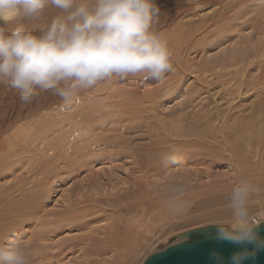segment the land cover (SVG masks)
Segmentation results:
<instances>
[{
  "label": "rangeland",
  "instance_id": "1",
  "mask_svg": "<svg viewBox=\"0 0 264 264\" xmlns=\"http://www.w3.org/2000/svg\"><path fill=\"white\" fill-rule=\"evenodd\" d=\"M156 4L158 31L173 36L169 39L173 70L163 82L113 80L82 93L70 109L47 92L22 103L16 90L0 85V137L9 140V135L22 133L16 142L28 147L22 149L23 160L12 174L0 178L7 186L0 185V190L11 192L30 180V186L43 182L45 193L51 190L39 204L47 210L49 222L8 225L6 233L0 231V243H31L38 249L37 264H143L150 255L183 241V233L229 215V194L240 179L264 188V0H156ZM54 12L46 14L50 18ZM4 26L9 32L14 27ZM182 29L192 33L187 45L175 37ZM76 131H83L80 140ZM89 141L92 151L81 149ZM65 147L70 153L65 154ZM76 147L75 153L81 155L74 154ZM173 149L181 157L175 170L191 181L182 217L172 216L157 193V185L171 175L161 157ZM148 154L150 161L144 162ZM10 202L15 201L6 205ZM251 208L264 219V192L253 198ZM115 220H123V225ZM113 222L122 227L118 243L111 242L114 248L97 256L95 249L103 246L102 237L112 229L105 226Z\"/></svg>",
  "mask_w": 264,
  "mask_h": 264
},
{
  "label": "clouds",
  "instance_id": "2",
  "mask_svg": "<svg viewBox=\"0 0 264 264\" xmlns=\"http://www.w3.org/2000/svg\"><path fill=\"white\" fill-rule=\"evenodd\" d=\"M50 9L55 12L49 18ZM159 14L156 0H0V85L16 90L22 103L47 92L70 109L82 93L113 80L163 82L173 70V53L167 35L157 29ZM4 25L14 27L9 32ZM161 162L171 175L157 185V193L172 216L182 217L190 177L175 170L178 150L163 154ZM262 192L240 179L229 194L230 214L210 223L211 239L245 246L227 264H245L264 250L258 233L264 219L251 208ZM38 254L23 240L0 243V264H37ZM210 260L226 264L216 252Z\"/></svg>",
  "mask_w": 264,
  "mask_h": 264
},
{
  "label": "bare ground",
  "instance_id": "3",
  "mask_svg": "<svg viewBox=\"0 0 264 264\" xmlns=\"http://www.w3.org/2000/svg\"><path fill=\"white\" fill-rule=\"evenodd\" d=\"M214 1V0H213ZM221 2V1H220ZM179 5V4H178ZM180 23V22H179ZM179 26V25H178ZM170 29V28H169ZM168 29V30H169ZM177 29V28H176ZM178 30V29H177ZM184 29H182V30H180L179 32H177V34H179L178 36H175V37H177V38H181V42H185V44L187 45V42H188V40H189V37H188V35H190V34H192V33H190V34H186L187 32H189V31H183ZM186 30V29H185ZM189 30V29H188ZM172 31V30H171ZM166 33V32H165ZM173 33V32H172ZM171 33V34H172ZM202 33V32H201ZM227 33V32H226ZM174 34V33H173ZM176 34V33H175ZM167 37H168V35H167ZM173 36L171 35L170 36V34H169V37H168V40L169 39H171ZM229 38V37H228ZM231 39V38H230ZM203 40V39H202ZM171 40H169V42H170ZM221 41V40H220ZM171 47V46H170ZM186 52V51H185ZM179 56V55H178ZM222 60V59H221ZM251 65V64H250ZM246 68H247V66H246ZM184 75H185V73H184ZM189 75H190V73H189ZM172 78V77H171ZM245 78V77H244ZM179 79V78H178ZM236 81V80H235ZM121 82V81H120ZM184 82V81H183ZM169 83V82H168ZM181 84V83H180ZM121 85V84H120ZM166 85V84H165ZM122 86V85H121ZM146 87V86H145ZM242 88V87H241ZM105 93V92H104ZM169 93V92H168ZM174 93V92H173ZM104 95V94H103ZM83 96V95H82ZM101 97V96H100ZM105 99V98H104ZM128 99V98H127ZM98 101V100H97ZM86 103V102H85ZM100 104V103H99ZM142 104H143V102H142ZM155 106V105H154ZM76 110V109H75ZM14 112V111H13ZM112 116V115H111ZM151 118V117H150ZM72 119V118H71ZM116 120V119H115ZM119 122V121H118ZM161 123V122H160ZM164 123H165V121H164ZM163 123V124H164ZM1 124V123H0ZM61 124V123H60ZM162 125V124H161ZM166 125V124H165ZM202 125V124H201ZM13 126V125H12ZM39 126V125H38ZM70 127H71V125H70ZM165 127V126H164ZM33 129H34V127H32ZM38 128V127H37ZM176 128V127H175ZM211 128H213V127H211ZM6 129V128H5ZM214 129V128H213ZM1 130V129H0ZM4 130V129H3ZM35 130V129H34ZM6 131V130H5ZM47 131V130H46ZM69 131V130H68ZM168 131V130H167ZM44 132V131H43ZM83 132V131H82ZM82 132H80V131H76V137L75 138H77L78 140H80V138L81 137H83V134H82ZM95 132V131H94ZM171 132V131H170ZM209 132H211V131H209ZM3 133H4V131H3ZM36 133V132H35ZM34 133V134H35ZM41 133V132H40ZM89 133H91V132H89ZM212 133V132H211ZM210 133V134H211ZM21 134L22 133H18L17 135H15V134H13V135H9L10 137V139L9 140H6V139H8V138H4L3 139V137L1 136L0 137V178H4L5 176H4V173H6V172H9L10 174H12L11 173V170L14 168V167H16L17 165H18V163H21L22 162V160H23V153H25V151H23L22 149H27L28 147H26V145L24 144L23 146L22 145H20L18 142H16L17 140H19V139H21ZM41 134H43V133H41ZM40 134V135H41ZM45 134V133H44ZM68 134V133H67ZM174 134V133H173ZM205 134H206V132H205ZM39 135V134H38ZM47 135V134H46ZM66 135V134H65ZM91 135V134H90ZM196 136L198 135V134H195ZM4 136V135H3ZM7 136V135H6ZM13 136V137H12ZM35 136H36V134H35ZM68 136H71L70 134L68 135ZM8 137V136H7ZM31 137V136H30ZM33 137V136H32ZM42 137V136H41ZM62 137V136H61ZM67 137V136H66ZM66 137H65V139H66ZM250 138H251V136H249ZM28 138V137H27ZM42 138H44V137H42ZM41 138V139H42ZM46 138V137H45ZM70 138V137H69ZM69 138H67V139H69ZM74 138V137H73ZM249 138V139H250ZM261 138V137H260ZM34 139H35V137H34ZM38 139V138H37ZM49 139V138H48ZM66 139V140H67ZM87 139V138H86ZM233 139V138H232ZM31 140H33V139H31ZM36 140V139H35ZM54 140V139H53ZM98 140V139H97ZM47 140L45 139V142H46ZM64 141V140H63ZM91 141V140H90ZM85 142L84 144H82L81 145V149H87V150H89V149H91V151H92V149L93 148H91V142ZM252 141V140H251ZM8 142V143H7ZM9 142H11L12 144H10L9 145ZM31 142V141H30ZM35 142V141H34ZM42 142V141H41ZM44 142V141H43ZM49 142V141H48ZM65 142V141H64ZM75 142L76 143H78L76 140H75ZM94 142V141H93ZM206 142H208V141H206ZM232 142V141H231ZM36 143V142H35ZM68 143H70V142H68ZM67 143V144H68ZM31 144V143H30ZM71 144V143H70ZM81 144V143H80ZM9 145V146H8ZM74 145L75 146H78V147H80V145L79 144H75L74 143ZM71 147V146H70ZM69 147V148H70ZM63 148V147H62ZM69 148L67 147H65V149H66V153L64 152V150L65 149H63V151L62 152H64L65 154H67V153H70V151H69ZM111 148V147H110ZM68 149V150H67ZM22 150V151H21ZM127 150V149H126ZM256 150V149H255ZM76 151H78V149H77V147L75 148V150H74V154L77 156V154H80V153H78L77 152V154L75 153ZM48 152V151H47ZM73 152V151H72ZM80 152V151H79ZM89 152V151H88ZM170 152V151H169ZM256 153V152H255ZM19 154H20V159L19 160H13L14 159V157H19ZM51 154V153H50ZM245 154V153H244ZM81 155V154H80ZM80 155H79V157H80ZM85 155V154H84ZM90 155V154H89ZM255 155V154H254ZM25 156V155H24ZM70 156V155H69ZM75 156V157H76ZM88 156V155H87ZM86 156V157H87ZM72 157V156H71ZM74 157V158H75ZM79 157H77V158H79ZM148 157V158H147ZM147 157L145 156V157H143L142 158V160L144 161V162H149L150 161V158H151V156H149V154L147 155ZM239 157V156H238ZM22 158V159H21ZM25 159V158H24ZM31 159V158H30ZM84 159V158H83ZM86 159V158H85ZM84 159V160H85ZM88 159V158H87ZM92 159V158H91ZM63 160H64V158H63ZM62 160V161H63ZM66 160V159H65ZM77 160H79V159H76V160H74V162L76 161V163H77ZM82 160V157L80 158V161ZM29 162V161H28ZM72 162V161H71ZM25 163V162H24ZM27 164V163H26ZM70 164V163H69ZM73 164V163H72ZM66 165V164H65ZM88 165V164H87ZM30 166H31V164H30ZM36 166V165H35ZM67 166V165H66ZM18 168V167H17ZM74 168V167H73ZM22 169V168H21ZM31 170L33 169L34 170V168H30ZM29 169V170H30ZM42 169V168H41ZM91 169V168H90ZM30 170V171H31ZM32 170V171H33ZM73 170V169H72ZM32 171H31V173H32ZM89 171V170H88ZM36 172V171H35ZM38 172H40L41 173V171H38ZM34 173V172H33ZM77 173V172H76ZM9 174V175H10ZM13 174H14V172H13ZM28 174V173H27ZM43 174H44V171H43ZM42 174V175H43ZM8 175V174H7ZM29 176H30V173L28 174ZM34 175V174H33ZM38 175V174H37ZM27 177V176H26ZM36 177V176H35ZM42 177V176H41ZM46 177V176H45ZM6 178V177H5ZM29 179H30V177H28ZM44 177H42L41 179H42V181L43 180H45V179H43ZM66 178V177H65ZM68 178V177H67ZM7 179H9L8 177H7ZM35 179V178H34ZM52 179V178H51ZM24 180V179H23ZM22 180V181H23ZM39 180V179H38ZM37 179H36V181H38ZM54 180V179H53ZM15 181H17V180H15ZM26 181V180H25ZM24 181V182H25ZM31 181V180H30ZM30 181H27L28 183L30 182ZM39 181H41V180H39ZM63 181V180H62ZM35 182V180L33 181V183ZM8 183H9V181H8ZM28 183H21V185H20V187H18L16 190H15V188L13 189L12 188V190H11V192H9V191H7V190H0V231L2 230V231H4L5 232V230H6V228H8V225H15V226H18V225H25V224H30L31 225V223H37V224H43V223H48L49 222V220L48 219H50V218H48V212H47V210L46 209H44L42 206H40L39 204L42 202V200L44 199V197H45V199L47 198V196H49L48 194H46V193H49L50 194V192L49 191H51V190H47L46 191V193H45V189H44V186H43V182H41V184L39 183V182H35L34 183V185H32V186H30V185H28ZM48 183H49V181H48ZM1 185V184H0ZM46 185V184H45ZM50 185V184H49ZM3 185H1V187H2ZM43 186V187H42ZM51 186V185H50ZM4 188L5 187H7L6 185L5 186H3ZM47 189V188H46ZM51 189H52V187H51ZM138 189V188H137ZM136 191V190H135ZM135 193V192H134ZM17 195H20V198L19 199H17L16 198V196ZM137 196V195H136ZM135 197V196H134ZM17 200H16V199ZM110 200V199H109ZM114 200V199H113ZM133 200V199H132ZM8 201V203H9V201H15V202H17V203H13V202H10V204H8V205H6V202ZM75 201V200H74ZM73 201V202H74ZM106 202V201H105ZM88 203V202H87ZM114 203V202H113ZM80 204V203H79ZM69 205V204H68ZM111 205V204H110ZM74 206V205H73ZM97 207V206H96ZM112 207V206H111ZM68 208H70V207H68ZM131 208H133V207H131ZM64 209V208H63ZM113 209V208H112ZM116 209V208H115ZM61 210V209H60ZM69 210V209H68ZM68 210H67V213H68ZM101 210V209H100ZM49 211V210H48ZM70 212L72 211V210H69ZM74 211H76V213L74 212L73 214H77V209L76 210H74ZM64 212V211H63ZM62 212V213H63ZM81 212H82V210H81ZM80 212V213H81ZM99 212V211H98ZM112 212V211H111ZM96 213V212H95ZM114 213H115V211H114ZM50 214V213H49ZM52 214H53V212H52ZM69 214V213H68ZM68 214H66L67 216H69ZM73 214H71L70 213V215L71 216H73ZM111 214V213H110ZM117 214V213H116ZM122 214V213H121ZM64 215H65V212H64ZM79 215H81V214H79ZM93 215H94V213H93ZM113 215H115V214H113ZM56 216H59L58 214L56 215ZM60 216H61V212H60ZM59 216V217H60ZM75 216V215H74ZM58 217V218H59ZM79 218H80V216H78ZM115 217V216H114ZM113 217V218H114ZM121 217V216H120ZM54 218V217H53ZM76 218V217H75ZM135 218V217H134ZM97 219V218H96ZM106 219V218H105ZM114 219H116V218H114ZM118 219V218H117ZM123 219V218H122ZM127 219V218H126ZM125 219V220H126ZM139 219V218H138ZM63 220H65V219H63ZM63 220H62V222H63ZM69 220H73V217L72 218H70ZM79 220V219H78ZM77 219L75 220V221H77V222H79ZM121 220V219H120ZM132 220V219H131ZM61 221V220H60ZM74 221V220H73ZM72 221V222H73ZM116 221V220H115ZM114 221V222H115ZM119 221V220H118ZM118 221H116V223L118 222ZM128 221H130V219L128 220ZM137 221V220H136ZM140 221V220H139ZM81 222H82V220H81ZM113 222V225H112V223H111V225H109V224H107L106 226H105V229L106 230H110L111 228V230H110V232H113V233H110V232H106L107 233V235H104L105 237H102L103 238V246H97V248L95 249V250H98L97 251V253H96V255L97 256H100V255H102V253L104 254L105 252H106V250L108 251L109 249H111L112 247L114 248V244H111V242H113V243H118V238L119 237H117L116 238V236H118V235H120V232L122 231L121 230V228H120V225L122 224V222H123V220H122V222H121V224H120V222L119 223H117V224H120V225H116V226H114V223ZM138 222V221H137ZM137 222H135L136 224H138ZM54 223V222H53ZM58 223V222H57ZM60 223V222H59ZM64 223V222H63ZM76 223V222H75ZM126 223V222H125ZM128 223V222H127ZM126 223V224H127ZM132 223V222H131ZM130 223V224H131ZM84 224V223H83ZM88 224H90V223H88ZM125 224V225H126ZM129 224V223H128ZM141 224V223H140ZM139 224V225H140ZM123 225V224H122ZM133 225V224H132ZM132 225H131V227H132ZM135 225V224H134ZM40 226H42V225H40ZM67 226V225H66ZM129 226V225H128ZM36 227H38V225L36 226ZM58 227V226H57ZM56 227V228H57ZM62 227V226H61ZM134 227V226H133ZM136 227H137V225H136ZM139 227V226H138ZM15 228V227H14ZM47 228H48V226H47ZM135 228V227H134ZM143 228V227H142ZM163 228V227H162ZM5 229V230H4ZM40 229V228H39ZM60 229H62V228H60ZM65 229V227L63 228V230ZM123 229H124V226H123ZM139 229V228H138ZM43 230V229H42ZM57 230V229H56ZM99 230V229H98ZM127 230H129L128 228H127ZM131 230H132V228H131ZM133 230H135V229H133ZM140 230V229H139ZM138 230V231H139ZM104 231V230H103ZM11 232V231H10ZM49 232V231H48ZM116 232V233H115ZM129 232V231H128ZM132 232V231H131ZM134 232V231H133ZM132 232V233H133ZM135 232H137L136 230H135ZM142 232V231H141ZM6 233V232H5ZM33 233V232H32ZM47 233V232H46ZM59 233V232H58ZM92 233V232H91ZM138 233V232H137ZM139 233H140V231H139ZM153 233V232H152ZM128 235H130L129 233H128ZM88 236V235H87ZM99 236V235H98ZM98 236H96V237H98ZM127 236V235H126ZM134 236V235H133ZM137 236H139V235H137ZM40 237V236H39ZM46 237H48V236H46ZM121 237V236H120ZM134 237H136V236H134ZM86 238V237H85ZM90 238H92V237H90ZM101 238V239H102ZM123 238H124V236H123ZM132 238V237H131ZM177 238V237H176ZM33 239V238H32ZM130 239V238H129ZM137 239V238H136ZM141 239V238H140ZM67 240V239H66ZM84 240V239H83ZM126 240H128V239H126ZM125 240V241H126ZM132 240V239H131ZM177 240H178V238H177ZM33 241V240H32ZM80 241H82V240H80ZM88 241V240H87ZM136 241V240H135ZM101 242V241H100ZM35 243V242H34ZM41 243H42V240H41ZM131 243V242H130ZM178 243H179V240H178ZM46 243L44 242V245H45ZM82 244H83V241H82ZM141 244V243H140ZM41 245V244H40ZM65 245V244H64ZM122 245H124V244H122ZM150 245V244H149ZM85 246V245H84ZM83 246V247H84ZM130 246V245H129ZM132 246V245H131ZM147 246V245H146ZM40 247V246H39ZM45 247L46 246H44V249H45ZM119 247V246H118ZM137 247V246H136ZM103 248V249H102ZM135 248V247H134ZM138 249H140V248H138ZM142 249V248H141ZM46 250V249H45ZM94 250V251H95ZM119 250V249H118ZM135 250V249H134ZM39 251H40V249H39ZM44 251V250H43ZM125 251H126V249H125ZM137 251V250H136ZM96 252V251H95ZM94 252V253H95ZM124 252V251H123ZM135 252V251H134ZM137 252H139V251H137ZM125 253V252H124ZM128 253V252H127ZM140 253V252H139ZM84 254V253H83ZM131 254V253H130ZM88 255V254H87ZM128 255V254H127ZM86 256V255H85ZM94 256V255H93ZM48 257V256H47ZM46 257V258H47ZM101 257V256H100ZM135 257H136V254H135ZM52 258V255L50 256V259ZM99 258V257H98ZM102 258H104V257H102ZM49 259V258H48ZM49 259V260H50ZM46 260V259H45ZM85 260H86V258H85ZM88 260V259H87ZM91 260V259H90ZM105 260V259H104ZM103 260V261H104ZM51 261V260H50ZM92 261V260H91ZM107 261V260H106ZM106 261H105V263H106ZM116 261V260H115ZM124 263H126V262H124ZM104 264V263H103ZM116 264V263H115ZM127 264H128V262H127Z\"/></svg>",
  "mask_w": 264,
  "mask_h": 264
},
{
  "label": "water",
  "instance_id": "4",
  "mask_svg": "<svg viewBox=\"0 0 264 264\" xmlns=\"http://www.w3.org/2000/svg\"><path fill=\"white\" fill-rule=\"evenodd\" d=\"M212 232L214 229L210 226L189 230L182 234L183 238L187 237L186 242L183 240L169 245L150 255L143 264H214L210 260L213 252L224 257L227 264L234 252L245 247L211 239L209 234ZM258 233L261 238H264V224L259 225ZM246 247L251 251L253 246ZM245 264H264V250L258 251L255 258L245 261Z\"/></svg>",
  "mask_w": 264,
  "mask_h": 264
}]
</instances>
